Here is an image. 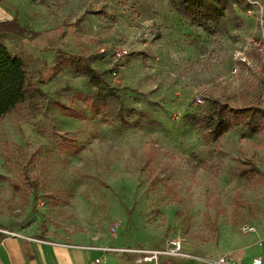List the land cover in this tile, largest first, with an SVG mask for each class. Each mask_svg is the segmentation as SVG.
Instances as JSON below:
<instances>
[{
	"label": "rangeland",
	"instance_id": "rangeland-1",
	"mask_svg": "<svg viewBox=\"0 0 264 264\" xmlns=\"http://www.w3.org/2000/svg\"><path fill=\"white\" fill-rule=\"evenodd\" d=\"M17 8L26 35L1 38L42 93L0 119V226L128 264H213L264 230V117L209 131L212 101L264 111V0ZM181 239L197 257L144 260Z\"/></svg>",
	"mask_w": 264,
	"mask_h": 264
},
{
	"label": "crops",
	"instance_id": "crops-1",
	"mask_svg": "<svg viewBox=\"0 0 264 264\" xmlns=\"http://www.w3.org/2000/svg\"><path fill=\"white\" fill-rule=\"evenodd\" d=\"M2 2L14 14L9 19L12 21L17 17V7L25 0ZM0 229V264H128L123 262L122 255L105 253L102 250L104 246L92 245L89 241L37 238L22 233L13 236L7 227L0 226ZM234 241L239 244L229 246L225 253L232 264H251L257 257H261L264 262V230L248 235L241 243L237 239ZM97 259L101 262L96 263Z\"/></svg>",
	"mask_w": 264,
	"mask_h": 264
},
{
	"label": "trees",
	"instance_id": "trees-1",
	"mask_svg": "<svg viewBox=\"0 0 264 264\" xmlns=\"http://www.w3.org/2000/svg\"><path fill=\"white\" fill-rule=\"evenodd\" d=\"M26 32L17 18L0 24V119L28 99L42 93L32 82L28 63L12 53L1 38L2 33L24 37ZM69 64L76 66L77 63ZM83 70L91 78L94 77L89 67H83ZM212 109L213 122L209 124V131L216 139L227 131L229 120L233 118L238 117L243 124L251 125L256 116L264 117V111L258 108L234 109L219 100L212 101Z\"/></svg>",
	"mask_w": 264,
	"mask_h": 264
},
{
	"label": "built area",
	"instance_id": "built-area-1",
	"mask_svg": "<svg viewBox=\"0 0 264 264\" xmlns=\"http://www.w3.org/2000/svg\"><path fill=\"white\" fill-rule=\"evenodd\" d=\"M247 1L251 2V0H247ZM127 55H128V51H127L126 49H124V48H121V49L115 50V52H113V58H114V61H116V62H117V61H120V60H122V59H124ZM197 102H198L199 104H203L204 100H203L201 97H199V98L197 99ZM0 230H2V229H0ZM242 231H243L244 233H246V234H247V233H250V234H252V233H253V234L256 233V229H255L254 227H249V226H244V227L242 228ZM7 232H8V231H7ZM9 234H10V235H13V236H18V235H19V234L14 233V232H10ZM102 250H103L105 253H107V252L114 251L115 249L103 247ZM179 251H180V246H178V248H177L176 250H169V251H167V252H156V253H155V257H157V256H161V255H162V256H167V257H169V258L172 257V256L177 257ZM100 262H101L100 259H97V260H96V263H100ZM213 264H232V263L230 262L229 259L222 258V259H220L219 261L214 262ZM251 264H264V262H263V259H262L261 257H257V258H254V259L252 260Z\"/></svg>",
	"mask_w": 264,
	"mask_h": 264
},
{
	"label": "bare ground",
	"instance_id": "bare-ground-1",
	"mask_svg": "<svg viewBox=\"0 0 264 264\" xmlns=\"http://www.w3.org/2000/svg\"><path fill=\"white\" fill-rule=\"evenodd\" d=\"M12 17V13L5 7L0 5V19H10ZM180 251L178 256L175 257L178 260H189L192 257H197V249L194 241L188 239H181L180 243ZM156 257H147L144 260L150 261L155 259Z\"/></svg>",
	"mask_w": 264,
	"mask_h": 264
}]
</instances>
